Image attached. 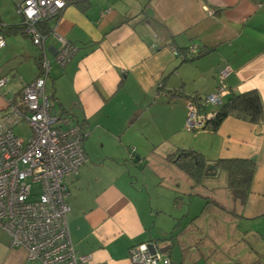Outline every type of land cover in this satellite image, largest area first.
Here are the masks:
<instances>
[{"label": "crops", "instance_id": "crops-1", "mask_svg": "<svg viewBox=\"0 0 264 264\" xmlns=\"http://www.w3.org/2000/svg\"><path fill=\"white\" fill-rule=\"evenodd\" d=\"M41 25L77 48L61 66L54 60L59 42L50 34L43 42L51 113L88 131L82 142L86 161L65 177L69 236L76 255L88 257L84 264H130L129 248L140 242H157L171 257L170 234L182 228L174 216L179 188L168 180L163 195L160 186L164 171L182 172L167 159L178 148L197 150L208 161H254L235 218L264 217V123L228 116L215 130L186 126L189 100L213 93L225 65L231 71L222 101L230 93L256 90L264 103V0H90L68 4ZM11 35L3 36L0 48V75L6 77L0 117L9 111L8 99L18 103L40 70L41 49ZM191 45L199 55L185 53ZM214 109L202 108L207 114ZM0 264L38 263L23 248L11 247L0 229Z\"/></svg>", "mask_w": 264, "mask_h": 264}, {"label": "built area", "instance_id": "built-area-1", "mask_svg": "<svg viewBox=\"0 0 264 264\" xmlns=\"http://www.w3.org/2000/svg\"><path fill=\"white\" fill-rule=\"evenodd\" d=\"M70 0H14L21 16L22 32L41 49L39 75L25 85L18 103L9 101V111L0 117V229L9 237L11 247H21L27 258L38 264H84L88 257L76 255L70 240L65 201V177L77 172L86 161L82 146L88 131L70 123L68 117L51 113L50 97L45 93L50 60L43 42L50 34L59 47L54 60L63 66L76 52L75 45L56 31L44 33L40 24L56 17ZM109 11H102L104 15ZM209 15L212 11L208 12ZM5 45L0 33V48ZM196 45L187 54L198 53ZM174 53H177L173 50ZM231 71L223 66L217 74L213 93L200 101L218 106L228 92L224 82ZM6 77L0 75V87ZM196 100L187 104V128H202L212 113L201 114ZM26 122L29 135L24 140L13 127ZM130 264H170V258L157 242H140L129 248Z\"/></svg>", "mask_w": 264, "mask_h": 264}, {"label": "rangeland", "instance_id": "rangeland-1", "mask_svg": "<svg viewBox=\"0 0 264 264\" xmlns=\"http://www.w3.org/2000/svg\"><path fill=\"white\" fill-rule=\"evenodd\" d=\"M0 18L8 25L20 23L21 16L14 0H0ZM15 34L32 44L28 36L20 32ZM3 36L7 38L12 35L4 31ZM20 41L22 38H17V42ZM13 132L26 139L29 135V128L23 121L13 127ZM164 173L165 181L160 186L163 195H167L168 180L173 182L174 187L178 184L179 191L175 195L180 197V208L174 212L176 221L178 218L182 227L190 223L186 233L179 234L178 237L177 234L182 231L181 228L178 232L172 231L174 233L171 248L172 260L179 264L182 253L187 259L185 264L192 262L218 264L220 260L250 264L248 260L252 258L257 260L262 257L264 254V217L253 222L237 221L235 217L240 209L241 198L239 195L233 196L223 173L217 171L215 175H205L202 182L189 183L191 185L185 182V175L179 170L171 173L164 171ZM213 201L222 207L215 206ZM190 255L194 256V261L189 260L188 262Z\"/></svg>", "mask_w": 264, "mask_h": 264}, {"label": "trees", "instance_id": "trees-1", "mask_svg": "<svg viewBox=\"0 0 264 264\" xmlns=\"http://www.w3.org/2000/svg\"><path fill=\"white\" fill-rule=\"evenodd\" d=\"M86 3L88 4L90 0H70V3ZM1 21V20H0ZM40 29L44 33H48L50 29L44 25L40 26ZM4 31L10 33L20 32L24 34L21 30V24H3L0 22V33L3 34ZM25 35V34H24ZM27 36V35H26ZM32 41V40H31ZM188 48V47H187ZM185 49V53L187 52ZM200 53L192 54V56H197ZM181 57L183 55L179 54ZM191 56V57H192ZM192 100L197 101V106L199 107V112L205 114L202 110L204 104L200 105V98L192 97ZM212 116L205 120L203 129L215 130L221 124V122L228 116H233L235 118L253 123L261 124L264 123V103L261 102L259 93L256 90H249L243 93H230L227 97L212 110ZM130 157L135 159V150L130 148ZM167 159L174 163L187 177L194 183L198 184L202 182L203 178L208 172H213V169L207 170V166L210 164L215 165V171H221L226 179V184L230 189L233 196L239 195L241 198V204L246 200L247 193L250 188L251 178L255 169V162L248 158H226V159H216L214 161H208L199 151L192 148H178L174 153L169 154ZM207 204V202H206ZM213 204L217 207H222L217 202L213 201ZM192 224V223H191ZM195 225V223H194ZM176 226V225H175ZM189 228V227H187ZM186 227H182L177 234L186 233ZM185 230V231H184ZM184 231V232H183ZM178 232V231H177ZM173 241L174 233L170 234ZM262 236V234H261ZM176 239V237H175ZM197 250V249H195ZM184 252V251H183ZM166 254V253H165ZM167 255V254H166ZM169 256V255H168ZM184 257V253L181 255V260ZM170 258V256H169ZM191 261H194V256ZM170 258V264H171ZM183 263V260L180 262ZM228 264H241V262H228ZM250 264H264V254L259 259H254Z\"/></svg>", "mask_w": 264, "mask_h": 264}, {"label": "water", "instance_id": "water-1", "mask_svg": "<svg viewBox=\"0 0 264 264\" xmlns=\"http://www.w3.org/2000/svg\"><path fill=\"white\" fill-rule=\"evenodd\" d=\"M216 167H215V165H213V164H210V165H208L207 166V170H209V169H215ZM207 174H213V173H209L208 171H207ZM163 251V250H162Z\"/></svg>", "mask_w": 264, "mask_h": 264}]
</instances>
